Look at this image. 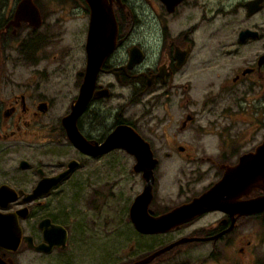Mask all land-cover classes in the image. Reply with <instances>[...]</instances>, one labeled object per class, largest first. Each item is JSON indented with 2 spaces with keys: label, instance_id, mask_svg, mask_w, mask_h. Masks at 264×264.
<instances>
[{
  "label": "flooded vegetation",
  "instance_id": "1",
  "mask_svg": "<svg viewBox=\"0 0 264 264\" xmlns=\"http://www.w3.org/2000/svg\"><path fill=\"white\" fill-rule=\"evenodd\" d=\"M19 1L0 0V264H131L182 239L146 264H251L244 226L259 222L264 212L241 216L193 208L189 221L138 232L129 213L143 190V173L134 171L133 154L106 141L121 126L147 143L156 160L151 217L190 204L241 162L264 163V32L244 26L230 43L197 45L194 25L172 28L182 0L172 12L158 0L166 14L153 15L158 33L146 46L134 31L140 20L133 3L113 0L115 49L97 71H87L86 27L81 60L72 82L66 73L65 85L55 79L66 71L69 54L62 24L79 10L88 25L84 0H32L42 21L38 28L13 25ZM250 1L238 2L245 20L264 10L262 0L248 15ZM244 31L251 35L240 39ZM21 67L30 69L22 78ZM86 81L93 83L89 98L72 121V105ZM73 129L79 146L70 138ZM128 174L139 179L140 189L128 198L127 222L151 247L116 263L110 245H100L94 233L100 228L89 212H100V199L116 204ZM205 177L206 186L195 189ZM263 194L256 189L240 201Z\"/></svg>",
  "mask_w": 264,
  "mask_h": 264
},
{
  "label": "water",
  "instance_id": "2",
  "mask_svg": "<svg viewBox=\"0 0 264 264\" xmlns=\"http://www.w3.org/2000/svg\"><path fill=\"white\" fill-rule=\"evenodd\" d=\"M159 1L165 5L168 12H171L181 0ZM84 2L89 11L85 50L87 54V71L91 72L97 71L98 65L103 58L115 49L118 28L113 13V0H84ZM261 2L262 0L247 2L248 15L258 11L261 8ZM115 3L119 4V0H115ZM21 21L28 23L33 28L40 27L42 23L41 17L32 0H20L16 5L12 23L18 26V23ZM249 34L248 31L242 32L240 39ZM134 48H132V56L137 53V49ZM92 85L93 83L89 81L81 85L78 97L72 105L71 114L77 110L79 111V108H81L80 105H84L87 102L89 98L88 93L91 91ZM76 115L77 113L73 114L72 118L70 115L69 119L74 121ZM76 134L75 129H73L72 133H70V138L75 145L79 146ZM109 136L106 142H116L117 147H122L128 153L133 154L136 158L134 171H141L143 173L142 178L145 181L143 190L135 197L129 213L134 228L140 233L163 232L178 223L189 221L194 214L187 212L193 208L203 207L202 211L218 209L230 215L236 214L241 216L264 212V194L260 197L240 201L241 197H247L253 190L261 189L264 191V163L247 164L241 162L231 171L226 170L218 182L190 204L182 205V207L178 208L180 210L177 209L178 211L170 212L159 217H151L147 213V205L151 196V184L153 182L152 170L156 160L152 157L147 143L133 129L120 126ZM261 147H264V143ZM183 241L185 242L186 239L163 247L131 264H146L162 252Z\"/></svg>",
  "mask_w": 264,
  "mask_h": 264
},
{
  "label": "rangeland",
  "instance_id": "3",
  "mask_svg": "<svg viewBox=\"0 0 264 264\" xmlns=\"http://www.w3.org/2000/svg\"><path fill=\"white\" fill-rule=\"evenodd\" d=\"M241 0H182L176 9L172 22V28L188 29L194 25L196 27L197 45L201 43L209 47L216 46L218 41L227 40L229 43L236 40V33L244 26L256 25L258 30L264 32V10L258 15L245 20L241 14V8L238 2ZM134 5V9L138 14L140 23L135 27L134 31L141 37L144 45L150 46L152 38L158 33V27L153 15L166 14L161 9V3L158 0H130ZM153 11H150V10ZM83 17V18H82ZM68 20L62 24V29L67 34L68 41V58L64 61L66 71L60 77V80L66 85L64 77L66 73L69 75L70 82L74 75L75 69L81 60V47L85 38V29L87 27V16L85 17L77 10L74 14H69ZM211 37L210 39H205ZM200 43V44H201ZM53 53L55 50L52 51ZM63 61V62H64ZM61 63V62H60ZM237 63V61L235 62ZM234 63V64H235ZM232 63V65H234ZM48 69L54 68L55 64H47ZM231 65V66H232ZM30 69L19 68V77H25ZM59 73V72H58ZM61 107V102L57 103L56 108ZM194 178V177H193ZM190 179L185 177L184 180ZM124 182L120 184L118 190L122 194H118L116 204L110 206L108 199L98 200L100 212H89L90 218L99 225L100 231H96V237H99L100 245L107 244L112 248L115 255L116 263L129 259V256H138L150 248L148 243H144L146 236L137 235L134 230L129 227L127 222L125 206L129 202V197L140 189V181L136 176L126 175ZM210 178L195 184L194 188L199 189L206 186ZM125 196V197H124ZM244 232L247 234L246 239L252 242L251 245L244 248L249 257L253 256L251 264H264V217L257 223L250 222L244 226ZM249 232V233H248ZM253 232V233H252ZM136 239H134V238ZM139 240V241H138ZM149 240V239H147ZM133 244V247L130 246ZM132 249V254L130 250ZM250 249V252L248 250ZM104 253V249H101ZM233 253H227V258L233 259Z\"/></svg>",
  "mask_w": 264,
  "mask_h": 264
},
{
  "label": "bare ground",
  "instance_id": "4",
  "mask_svg": "<svg viewBox=\"0 0 264 264\" xmlns=\"http://www.w3.org/2000/svg\"><path fill=\"white\" fill-rule=\"evenodd\" d=\"M172 11H173V10H172ZM172 11H171V12H172Z\"/></svg>",
  "mask_w": 264,
  "mask_h": 264
}]
</instances>
